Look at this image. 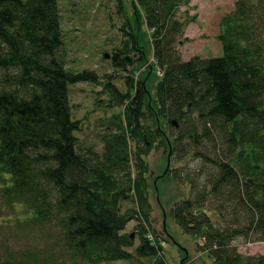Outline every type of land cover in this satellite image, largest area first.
Segmentation results:
<instances>
[{"label": "trees", "instance_id": "1", "mask_svg": "<svg viewBox=\"0 0 264 264\" xmlns=\"http://www.w3.org/2000/svg\"><path fill=\"white\" fill-rule=\"evenodd\" d=\"M191 1L134 0L162 75L155 97L143 78L126 76L133 93L104 83L109 105L124 109L100 153L80 145L69 88L99 74L66 67L59 0H0V209L13 211L0 227V264L131 261V220L137 254L167 264L152 226L146 156L155 146L212 163L201 176L169 170L191 185L170 213L202 239L212 264L262 263L234 241H264V0H236L222 17L223 55L183 60L176 43L187 22L177 14ZM118 54L115 65L126 69Z\"/></svg>", "mask_w": 264, "mask_h": 264}, {"label": "rangeland", "instance_id": "2", "mask_svg": "<svg viewBox=\"0 0 264 264\" xmlns=\"http://www.w3.org/2000/svg\"><path fill=\"white\" fill-rule=\"evenodd\" d=\"M235 1L192 0L188 5L180 6L177 17L187 23L184 33L177 39L176 48L183 60L196 55H223V45L218 38L221 20L234 8ZM133 2L134 0H59L65 36L61 55L66 67L76 71L94 69L99 74V81L96 83L80 81L70 84L69 88L71 87L74 116L80 120L81 125V129L76 132L80 145H92L100 153L105 148L104 135L114 132L116 127L112 119L113 114L123 112L124 109V105H109L114 102L111 101V94L105 89L104 83L111 80L123 93H133L134 88H129L126 76H132L135 81L143 78L148 83L151 95L155 97V85L162 75L154 59L153 30L145 23L142 7L138 6L137 12ZM193 16L195 18L189 20ZM128 20L133 28V38L127 33L131 30ZM127 38L130 39L131 51L136 45L135 51H139V55L132 57V65L126 62L125 69L115 65L114 56L116 52L119 53L118 57L124 55L121 49ZM106 53L109 58L105 57ZM108 74L113 77H108ZM168 131L170 134L172 130L169 128ZM136 144V141L129 137L130 151L135 150ZM210 154L215 157L214 150ZM178 156L180 159L170 154V150L158 146L146 156L149 163L147 176L150 202L153 207L152 226L155 228L153 233L162 245L167 264H212L208 252L198 245L202 239L184 232L170 213L177 200L189 196L191 185L189 182L175 179L169 170L177 168L181 172L201 176L200 169L203 168L202 171L207 173L213 166L212 163L206 162L205 156L196 153ZM130 205L132 202H125L124 208ZM12 214L10 208L0 209V227L10 222ZM136 224V220H131L126 227L127 232L133 231V259L127 262L117 260L98 264H153V257H141L136 252L140 243V237L135 231ZM234 244L246 257H263L261 264H264V241L238 238Z\"/></svg>", "mask_w": 264, "mask_h": 264}, {"label": "water", "instance_id": "3", "mask_svg": "<svg viewBox=\"0 0 264 264\" xmlns=\"http://www.w3.org/2000/svg\"><path fill=\"white\" fill-rule=\"evenodd\" d=\"M121 50H122V52L124 54L123 60L125 62H127V64L132 65L133 64V58H132V56L130 54L131 47H130V39L129 38H127L125 40L124 45L122 46V49ZM105 57L106 58H109V54L106 53L105 54Z\"/></svg>", "mask_w": 264, "mask_h": 264}, {"label": "flooded vegetation", "instance_id": "4", "mask_svg": "<svg viewBox=\"0 0 264 264\" xmlns=\"http://www.w3.org/2000/svg\"><path fill=\"white\" fill-rule=\"evenodd\" d=\"M134 48H135V47H134ZM135 50H137V49L135 48L133 51L130 50V54L132 53V54H131L132 57H133V56H134V57H137V56L139 55V51L136 52ZM123 56H124V55H123ZM123 56H122V59H123Z\"/></svg>", "mask_w": 264, "mask_h": 264}]
</instances>
